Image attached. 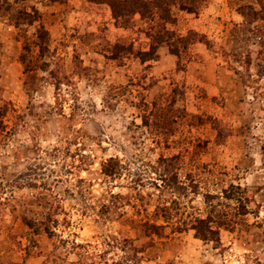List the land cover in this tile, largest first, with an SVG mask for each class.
I'll return each instance as SVG.
<instances>
[{"label": "rangeland", "instance_id": "obj_1", "mask_svg": "<svg viewBox=\"0 0 264 264\" xmlns=\"http://www.w3.org/2000/svg\"><path fill=\"white\" fill-rule=\"evenodd\" d=\"M109 1L0 0V264H264V105L227 62L258 49L237 11L264 0H138L119 21ZM230 184L249 213L228 225ZM209 215L216 241L192 230Z\"/></svg>", "mask_w": 264, "mask_h": 264}, {"label": "trees", "instance_id": "obj_2", "mask_svg": "<svg viewBox=\"0 0 264 264\" xmlns=\"http://www.w3.org/2000/svg\"><path fill=\"white\" fill-rule=\"evenodd\" d=\"M137 3L138 0H110L109 7L111 9L113 18L117 21L124 20L127 16L134 15L135 13H138L142 16L143 14L141 10H130V5ZM164 12H167V10L165 9ZM237 12L242 18V23L239 25V33L241 35H244L248 42L253 41V44L258 45V49L256 51L245 49L244 52H236L228 55L227 62L229 63V66H231L234 74L238 77L239 82L244 90H251L252 99L254 101H259L264 105V83H262L264 82V12H262L261 10H255L251 5L239 7ZM154 14L155 13L152 12L151 15L153 16ZM159 18L165 21L167 19V17L162 16V14L160 15V13ZM166 38L169 39L170 37L167 35ZM151 39H153V42L156 43L157 41L164 42L163 39L165 38L159 35V37H154ZM154 39H157V41H154ZM176 40L184 41L183 38H176ZM165 43L167 44V46H174L168 41H165ZM33 44L35 47H38L39 53H49V48L44 37L37 36V42ZM155 52L156 51L154 50V46L151 44L149 51L140 54V60H153V58L155 57ZM30 54V47L25 44V46L23 47V54L20 56V62L24 66L25 72H30L32 68V56ZM251 54H254L255 58L258 60L257 63H255L256 71L254 74V80L249 73L250 66L252 65ZM48 58L52 60L54 59V56L52 54H49ZM231 63L235 64L236 67H233ZM40 64L41 67H38V69L45 71L44 68L49 66L50 63L41 61ZM49 75L50 78L54 80V84L56 85L57 89H59V86L60 84H62L61 82L65 79V77H60L58 73H54L52 71L49 72ZM215 198L223 199L224 202H226L217 205L221 206V208L219 209V211H216L218 219H220L221 223L223 224L224 222L228 225L230 223L233 224L232 219L234 217H242L249 213V199L245 194V190L238 185L230 184L228 187L222 189L220 195ZM209 199H213V197H209ZM230 204H233V207ZM212 223L213 222L211 215L207 216L206 218L195 219L192 225V230L194 231L195 236L202 241H216L217 230L211 227L210 224ZM27 226L29 228H33L35 226L37 227L33 220H30L27 223ZM45 230L48 229L44 227V231ZM74 246L76 247L77 245L74 244L73 247Z\"/></svg>", "mask_w": 264, "mask_h": 264}]
</instances>
